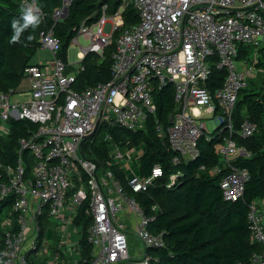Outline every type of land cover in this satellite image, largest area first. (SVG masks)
Masks as SVG:
<instances>
[{"label":"built area","instance_id":"built-area-1","mask_svg":"<svg viewBox=\"0 0 264 264\" xmlns=\"http://www.w3.org/2000/svg\"><path fill=\"white\" fill-rule=\"evenodd\" d=\"M20 1L26 8H37L35 0ZM120 1L112 13L103 4L98 19L90 24L82 21L71 40L77 44L82 36L88 41L78 53L82 58L93 52L101 59L113 45L108 81L73 88L84 68L79 61L69 65L58 56L60 41L48 29L40 32L38 41L51 53L50 62L23 69L28 97L13 100L17 90L0 91V137L9 133L10 118L37 125L29 137L19 139L15 166L0 165V199L14 195L0 220L1 264H30V258L58 264L61 254L78 253L82 228L76 218L83 204L84 214L90 217L85 230L92 248L90 264H159L148 250L164 247L163 235L149 231L150 219L134 194L162 176L160 165H153L142 178L133 172L135 149L114 145L110 161L131 172L128 192L110 168L100 169L85 158L81 146L85 136L95 130L94 137L100 127L143 128L147 117L155 116L152 91L167 84L173 86L175 110L166 128L156 118L154 124L176 153L172 162L196 157L200 138L218 137L220 159L211 172L224 170L219 181L224 200L243 195L249 173L232 161L248 153L236 144L233 134L249 137L256 126L245 118L236 129L232 116L238 92L264 73L259 64L264 60V0ZM71 2L62 0L53 19L63 17ZM127 5L136 10L138 21L123 28ZM106 24L111 25L109 34L103 32ZM240 45L249 51L238 57ZM210 63L224 70L222 84L213 91L205 85ZM205 119L215 123L212 132L206 129ZM109 137L106 134L105 139ZM26 150L34 159L30 172L23 156ZM175 180L172 174L169 184ZM258 201L250 204L247 214L250 242L264 244V213ZM42 213L54 221V243L44 244L43 236L38 238ZM127 225L143 244L137 255L129 251ZM250 263L264 264V251L254 253Z\"/></svg>","mask_w":264,"mask_h":264},{"label":"trees","instance_id":"trees-1","mask_svg":"<svg viewBox=\"0 0 264 264\" xmlns=\"http://www.w3.org/2000/svg\"><path fill=\"white\" fill-rule=\"evenodd\" d=\"M35 1L40 10L37 14L40 23L29 26L21 33L19 41L12 43V23L18 20L23 24L22 9L26 7L20 0H0V91L15 92L18 89L24 78V67L30 64L32 56L41 48L38 41L41 31L52 29L60 41L58 56L68 63L67 50L72 38L77 35L80 23L85 21L90 24L97 20L103 4H107L108 13L121 5L120 0H72L66 14L55 20L53 11L61 5L62 0ZM122 15L123 28L138 21V13L132 5H127ZM246 47L239 46L238 57L248 53ZM112 50L113 45L107 47L101 59L93 52L85 55L79 61L84 69L76 76L73 88L82 89L108 81L111 77ZM261 50L264 58V48ZM259 64L264 67V60ZM223 80L224 70L210 63L206 87L213 91ZM173 93L172 84L155 88L152 91L155 116H148L143 128L129 130L119 126L100 127L93 138L82 144L83 155L94 161L100 169L110 168L115 179L128 192L127 181L131 172L120 169L118 162L110 161L109 152L114 145L117 144L123 150L134 148V153L138 150V168L133 172L142 178L148 176L153 165H160L162 176L145 191L134 194L144 216L150 219L149 231L163 235L165 246L148 250V253L158 257L159 264H251L252 255L264 251V244L250 242L247 218L250 204L264 198V73L250 80L238 92L235 102L232 116L234 127L238 129L245 118L256 126L255 132L249 137L233 134L236 144L243 147L248 155H239L232 164L246 168L249 173L243 195L235 201L223 199L219 181L224 170L220 173L211 172L212 167L219 164L220 155L216 148L218 137L209 141L200 138L196 157L172 162L176 153L170 149L167 140L158 135L154 119L161 122L164 128L168 126L169 116L176 106ZM7 123L9 133L0 137L1 167L15 166L19 139L29 137L37 128L35 123L26 119L10 118ZM106 134L110 139H105ZM23 156L27 172H30L32 155L26 150ZM1 167L0 172H3ZM172 174L176 175V180L170 185ZM13 200V194L0 199V220L10 209ZM84 210L85 204L78 210L76 218V223L82 228L78 241V264H90L92 252L85 234L90 217H86ZM46 218L45 213L39 216L41 221ZM43 231L41 227L39 240ZM1 238L0 231V264ZM68 259L61 254L58 264ZM30 264L47 263L45 259L30 258Z\"/></svg>","mask_w":264,"mask_h":264},{"label":"rangeland","instance_id":"rangeland-1","mask_svg":"<svg viewBox=\"0 0 264 264\" xmlns=\"http://www.w3.org/2000/svg\"><path fill=\"white\" fill-rule=\"evenodd\" d=\"M103 32L105 34H109L111 32V25L110 24H106L103 27ZM88 45V41L82 37L79 36L78 37V43H73L71 41L68 50H67V59L69 63H74L77 61H80L82 57H80L78 55V53L81 51V47L87 46ZM32 61H36L38 60V52H36L34 54V56H32L31 58ZM258 80V79H257ZM28 97V87H27V83L26 80H22L21 84L19 85L17 91L13 94L12 99H19V100H24L25 98ZM206 123V129L209 132H212L214 130L215 127V123L212 122L210 119H205ZM135 155V156H134ZM133 168L135 170H137L138 168V150L137 153L133 154ZM34 164V159H32V165ZM39 223H40V228H43V240H44V244H51L54 243V241L56 240L54 237V221L50 218V216H47L46 219H43L42 221L39 219ZM127 229V239H128V246H129V251L130 253L133 255H137V253H141L144 250L143 244L140 243V241L136 238V236L133 234V229L129 228ZM67 256L69 259L68 261L64 262L62 261L63 264H78V253L74 252L72 255H69L68 253H65L64 256Z\"/></svg>","mask_w":264,"mask_h":264},{"label":"clouds","instance_id":"clouds-1","mask_svg":"<svg viewBox=\"0 0 264 264\" xmlns=\"http://www.w3.org/2000/svg\"><path fill=\"white\" fill-rule=\"evenodd\" d=\"M22 11L23 15L21 19L23 20V24L18 20H14L12 23V28L14 30V35L11 37L12 43L18 42L21 33L29 26H36L40 23V17L36 14L40 11L39 8L28 6L27 8H23Z\"/></svg>","mask_w":264,"mask_h":264},{"label":"crops","instance_id":"crops-1","mask_svg":"<svg viewBox=\"0 0 264 264\" xmlns=\"http://www.w3.org/2000/svg\"><path fill=\"white\" fill-rule=\"evenodd\" d=\"M36 52H38V60L36 61H32L30 60V64H37V65H43V64H48L52 58L51 53L49 52L48 49L46 48H39ZM34 56V55H33ZM68 61V59H67ZM68 64H71L68 62ZM47 68H49V65L47 66ZM71 69V67L69 66V70ZM23 80H26L25 78H23ZM27 83V81H26ZM27 87H28V83H27ZM258 207L260 208V210L264 213V198L260 199L258 201ZM56 241V240H55ZM54 241V242H55Z\"/></svg>","mask_w":264,"mask_h":264},{"label":"water","instance_id":"water-1","mask_svg":"<svg viewBox=\"0 0 264 264\" xmlns=\"http://www.w3.org/2000/svg\"><path fill=\"white\" fill-rule=\"evenodd\" d=\"M66 12H67V9L65 10V14H66ZM170 117H171V115L169 116V119H170ZM94 133H95V130L92 131L91 133H89L88 135H86L85 138L83 139L82 143H84L86 140L92 138Z\"/></svg>","mask_w":264,"mask_h":264}]
</instances>
